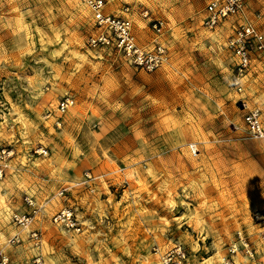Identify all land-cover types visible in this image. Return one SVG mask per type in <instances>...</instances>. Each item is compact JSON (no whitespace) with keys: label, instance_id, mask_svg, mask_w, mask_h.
I'll return each instance as SVG.
<instances>
[{"label":"rangeland","instance_id":"rangeland-1","mask_svg":"<svg viewBox=\"0 0 264 264\" xmlns=\"http://www.w3.org/2000/svg\"><path fill=\"white\" fill-rule=\"evenodd\" d=\"M104 1L132 20L139 41L153 35L151 20L164 22L162 67L147 72L89 47L96 30L79 0H0V193L13 205L0 209V249L9 264H164L177 246L184 264H223L239 232L260 258L264 140L246 136L243 112L264 111V78L253 71L235 90L221 24L203 25L209 0ZM26 196L38 210L20 228L13 214L31 211ZM65 206L79 232L53 222Z\"/></svg>","mask_w":264,"mask_h":264},{"label":"built area","instance_id":"built-area-1","mask_svg":"<svg viewBox=\"0 0 264 264\" xmlns=\"http://www.w3.org/2000/svg\"><path fill=\"white\" fill-rule=\"evenodd\" d=\"M79 1L90 11L92 25L96 30L88 39L89 47L114 50L131 64L147 72L159 69L168 60L167 48L159 40L164 27L162 20H151V28L156 40L151 47H144L137 42L134 25L130 18L106 12L104 0ZM229 18L238 20V24L226 42V48L232 56L231 83L237 92H242L254 60L264 59V32L248 17L245 0H210L205 8L203 25L209 30H214ZM65 106V103H62V109ZM243 123L248 138L264 140V111L260 107L253 106L245 109ZM189 149L194 154L198 152L196 144H191ZM2 152L7 155L12 153L5 150ZM85 175L88 181L94 180L90 174ZM65 191L67 189H64L60 195ZM24 199L31 211L13 214V222L20 228H27L38 210L31 198L26 196ZM254 218L260 227L257 243L260 249V258L257 256V249L251 246L248 238L239 232V241L229 247L223 264H239L235 259L239 253L247 257L249 261L259 258L258 264H264V214L257 212L254 214ZM52 220L67 230L80 231V224L72 206L60 209L53 215ZM32 237L37 239V232H33ZM10 241L14 242L12 239ZM186 259L185 250L181 246H177L166 252L163 263L184 264ZM0 264H9V256L2 249H0Z\"/></svg>","mask_w":264,"mask_h":264},{"label":"crops","instance_id":"crops-1","mask_svg":"<svg viewBox=\"0 0 264 264\" xmlns=\"http://www.w3.org/2000/svg\"><path fill=\"white\" fill-rule=\"evenodd\" d=\"M209 1L207 2V4L209 3ZM245 3H246V11H247L248 17L254 23H256L259 26V28L261 29L262 32H264V0H245ZM256 14H258V17H256ZM237 24H238L237 18H229V19L225 20L223 23H221V25L219 27V31L222 32L223 35L228 40L229 36H231V34L233 33V29L235 28V26ZM134 32H135V27H134ZM135 35H136V33H135ZM146 37H148V36H146ZM136 38H137V35H136ZM148 38H149L148 41L144 40V42H143V40L139 41L137 39V42L141 46L150 47V46H152V44L156 40V36L153 33V35H150ZM159 40L161 41L160 38H159ZM225 45H226V43H225ZM168 59H169V57H168ZM253 71H255L254 73H257L256 78H258L259 76L264 78V59H261V60L255 59L254 60L252 68H251L248 76L246 77L247 82L249 81V79L251 81L253 80V78L250 77V76H252L251 74ZM255 80H257V79H255ZM14 193H15V191H14ZM11 195L12 194L9 191L8 192L6 191L5 194L0 193V209H5V208L11 209V207H13V205L11 204L12 200H10Z\"/></svg>","mask_w":264,"mask_h":264},{"label":"bare ground","instance_id":"bare-ground-1","mask_svg":"<svg viewBox=\"0 0 264 264\" xmlns=\"http://www.w3.org/2000/svg\"><path fill=\"white\" fill-rule=\"evenodd\" d=\"M7 217H8V216H7ZM204 264H210V263H209V261H207V262H206V263H204Z\"/></svg>","mask_w":264,"mask_h":264}]
</instances>
